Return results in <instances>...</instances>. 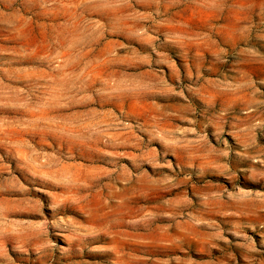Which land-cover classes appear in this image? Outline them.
<instances>
[{
    "label": "rangeland",
    "instance_id": "obj_1",
    "mask_svg": "<svg viewBox=\"0 0 264 264\" xmlns=\"http://www.w3.org/2000/svg\"><path fill=\"white\" fill-rule=\"evenodd\" d=\"M0 264H264V0H0Z\"/></svg>",
    "mask_w": 264,
    "mask_h": 264
}]
</instances>
